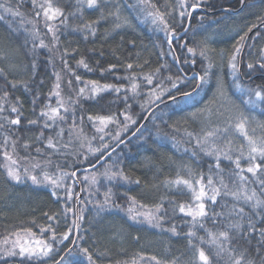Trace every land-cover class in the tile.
<instances>
[{"label":"trees","instance_id":"obj_1","mask_svg":"<svg viewBox=\"0 0 264 264\" xmlns=\"http://www.w3.org/2000/svg\"><path fill=\"white\" fill-rule=\"evenodd\" d=\"M11 2L19 5L21 17L6 15L4 20H0V69H3V72H0V103L5 106L4 115L14 117L15 114H10L8 109L19 100L22 115L21 124L14 126V131L10 133L0 131V241L5 238L15 240L14 232H19L21 242L28 245H33L36 240H49L50 234L41 232V227H47L52 223L45 213L56 215L61 213L64 207L63 190H59L62 198L57 200L56 196L52 195L53 187L47 182L33 184L31 180H22L17 183L7 177L4 165L8 161L3 155L6 147L21 168L28 167L32 170L33 164L39 162L46 165V170L50 174H59L55 168L56 164H59L63 171L77 172L88 169L78 174L76 191L79 192V185L84 188L85 191L80 195L81 199L86 201L89 200L87 195L89 191L97 187L100 191L99 194L92 195L84 210L85 218L80 229L83 239L79 243L89 248L95 264H148V258L151 256H155L161 264H192L194 258L192 244L198 245V241L193 239L190 244L186 232L195 231L196 236L204 237L205 241L208 237L203 229H194L187 223L191 220L190 217H183V214L178 212L171 215L173 203L178 206L180 203L191 202V193L187 187L172 182L176 179H189L194 182L200 174L205 176L206 181L209 166L214 160V157L201 151L194 140L189 142L188 133H193L202 140L205 131L220 129L221 131L213 138L216 146L220 149H229L228 138L223 134V129L237 114V109L228 104L229 100L238 105L239 112L244 116L257 122L258 138L264 140V106L251 108L245 105L242 102V93L237 87L264 85V73L253 70L248 74L249 70L246 67L248 62L256 63L264 56V21L259 19L264 16V0H205L208 6L192 13L189 31L183 33L177 28L181 39L174 40L173 44L181 57L180 67L189 76L201 73L208 60L197 54L195 64L183 63L184 58L190 57V54L179 45L187 41L189 47H197L204 40H208L209 47L213 50L210 53L212 71L223 81L225 95L222 97L217 94V78L213 76L194 100H185L178 96L177 103L166 99L150 115H145L141 105L147 107L149 93L158 82H162L164 87L169 86L164 78L176 72V65L167 54L169 49L164 33L151 22L150 18L142 16L128 6L135 3V0H103L99 8L92 9L83 6L78 0H49L53 7H59L65 13L67 20L63 24L61 20H64V17L46 21L41 16L37 20L34 17L37 9L32 7L31 0ZM41 2L43 0H37V4ZM153 2L161 10H164L165 6L171 9L176 7L175 0ZM115 3L120 4L123 18L128 21L118 29L113 24V17L109 15L112 9L105 6ZM96 21L99 23H95ZM85 23L92 25L95 35L83 28ZM46 24L52 26L59 36L55 47L51 44L52 34L47 31ZM253 24L259 27L253 28L243 42L242 56L238 57L241 61L239 72L235 74L238 79L234 82V74L227 57L236 46L239 35ZM185 26L188 27V24ZM35 32H38V35L34 34ZM85 36L88 38L84 39ZM40 40L48 47L40 48L38 46ZM34 42L37 44L36 48H33ZM65 47L74 52V55L68 58V63L76 75L82 78L81 82H77L72 77L71 89L65 84L68 75L61 70L60 56ZM162 52L165 54L162 55ZM79 59H84L89 68L78 66ZM163 62L170 66V71L161 67ZM128 63L133 64L132 69H127ZM113 64L116 67L109 71V66ZM157 68H160L159 73L156 72ZM56 74L61 77V94L65 98L69 95L77 98V90L85 86L89 80L98 81L100 84H116L121 88L120 92L104 90L95 94H89L86 90L82 97H78L79 103L74 105L75 127H72L70 117L63 125L64 141L68 142L71 139L75 148H69L64 152L45 149L43 144L34 139L42 129L27 123L29 119H37L40 109L48 103V95L56 81ZM147 75H153L151 86L143 81V77ZM127 77H135V82L140 85L136 94L131 92L132 81ZM13 83L16 85L14 88ZM181 87L194 92L195 82ZM5 91L8 93L6 100L3 98ZM51 103L55 106V96L52 97ZM125 112L137 121L136 124H129L126 132H121V138L125 143L119 144L120 147L112 152L105 166L99 168V173L96 168L89 172L93 162L99 163L97 157L100 153L89 152L88 149L89 147L95 149L101 143L99 137L102 134L96 131V127L100 126L99 122L89 121L87 117L111 115L120 122L122 129ZM81 116L83 120L80 119ZM138 125L143 127L133 134ZM120 129H117L116 124H109L105 128L104 139L112 143L110 130ZM43 134L44 137H48L54 135V131L43 130ZM5 136L9 137L7 146L3 145ZM78 136L80 139H77ZM13 141L16 144L15 151L11 147ZM26 141L30 142V149L23 147ZM36 147H40L42 152L48 154L51 164H47L45 157L35 152ZM229 154L237 156L234 153ZM220 162L225 170L233 167L223 156ZM241 162L244 165L246 160L242 158ZM109 166L113 169L122 168L129 179L110 184L103 176ZM35 173L39 174L40 169H35ZM91 174H97L100 181L98 185L83 181L84 175ZM136 180L140 183H135ZM108 187L112 190V201L106 208L98 210L96 204L103 201V193ZM131 197L136 199L137 205L131 204ZM227 200L231 202V197ZM113 201L118 207L113 206ZM161 201L170 212L169 218L163 222V227H154L143 216L135 215L137 212L154 211L155 205ZM129 207L133 209L131 213L128 211ZM173 223L178 234L168 230L169 225ZM66 226H68L66 221L60 216L59 223L55 225L57 231L62 232ZM206 227L212 229L213 225L209 221ZM26 228H30L35 235H28L24 231ZM67 243L65 241V244ZM256 243V240H253L252 248L248 250V255L253 259L256 258ZM203 246L206 251L212 250L214 253L211 245L205 243ZM239 246L244 247V242L241 241ZM54 256L55 254H52L47 258V264H54L52 258ZM0 264L31 262L21 256L10 257L4 254L0 255ZM72 264H87V261L82 253L76 252L72 257ZM220 264H223L222 260Z\"/></svg>","mask_w":264,"mask_h":264},{"label":"snow or ice","instance_id":"obj_2","mask_svg":"<svg viewBox=\"0 0 264 264\" xmlns=\"http://www.w3.org/2000/svg\"><path fill=\"white\" fill-rule=\"evenodd\" d=\"M80 4L87 7L88 9L99 8L103 0H78ZM32 7L36 8L34 17L38 20L41 16L46 21L55 20L58 17H64L61 20L63 24L67 17L65 13L59 7H53L49 0H43V2L37 4V0H31ZM175 9L168 8L165 6L164 10L157 7V4L153 0H135V3L128 5L129 7L135 9L142 16L150 18L151 22L159 28L161 32L164 33L166 38V43L169 49L168 55L171 56L172 61L176 65V72L171 75H167L166 79L168 87H164L162 82H158L156 86L150 91L148 96L147 107L141 105L144 110L145 115H150L155 108L159 107L165 102L166 99H171L179 103L178 96L189 100L195 99L196 95H199V91L203 89L204 85L208 84L213 76H216L217 83V94L219 96H224V85L223 81L220 79L219 75L212 71L213 64L211 61L210 53L213 51L209 47V41L204 40L197 47H189L187 41H184L179 45L180 48L185 49L190 57H185L182 61L183 63L195 64V57L199 54L200 57L208 60V64L201 73H195L189 76L187 72L180 67L181 57L177 54L176 46H174V40H180L181 37L177 32V28L181 32L187 33L189 31L191 15L196 12L197 9L201 7H207L205 0H175ZM111 8L112 11L109 13L113 17V24L115 28H120L123 24L128 21L123 18V14L120 11V4H107L105 5ZM7 16L21 17V12L19 10V5L14 4L11 0H4L0 2V20H4ZM167 17V18H166ZM203 19V17H201ZM261 21H264V16L259 17ZM95 23H99L96 21ZM188 24V27L185 26ZM47 31L51 33V44L55 47L56 42L59 40L56 30L52 26L45 25ZM259 27L257 24H253L243 31V34L239 35V39L236 42V46L232 49L231 53L228 55L227 60L229 66L232 70L234 82L238 79L235 75L239 72V65L241 61L238 57L242 56V49L244 48V43L248 38V33L252 32V29ZM83 28L87 30L90 34L95 35L92 25L85 23ZM34 34L38 35V32ZM88 37L85 36L84 39ZM40 48H47L48 45L40 40L38 45ZM37 44L33 43V48H36ZM199 49V52H198ZM164 55L165 53H161ZM74 52L70 51L69 48L65 47L61 51L60 61L61 70L66 72L68 79L65 81L66 86L71 89L73 80L75 78L77 82H81L82 78L76 75L74 69L69 65L68 58L73 56ZM78 66H83L84 68H89V65L84 59H79ZM116 65H110L109 71L114 69ZM161 67H164L166 71H170V66L163 62ZM249 73L256 70L264 73V56H261L256 63L248 62L246 65ZM133 64L128 63L127 69H132ZM91 70V69H89ZM103 69L101 73L103 74ZM3 72V69H0ZM156 72H160V68L156 69ZM131 79L130 90L133 94L137 93L140 85L135 82V77H127ZM143 81L146 85H153V75H147L143 77ZM195 82V91H188L186 88L181 87L182 85H191ZM41 84L43 81L40 82ZM90 85V87H88ZM12 87H16L15 83ZM239 91L242 93V102L251 108L264 106V85L258 87H240ZM86 90L89 94L99 93L104 90H113L120 92L121 88L116 84L104 83L100 84L98 81L89 80L86 82L85 86L80 87L77 90L76 97L73 98L69 95L67 98L61 94V77L56 74V81L49 92L48 103L44 105L39 111V117L37 119H29L27 123L29 125L38 126L42 130L39 132L34 139L44 145L45 149H50L53 152H64L69 148H75L72 140L69 139L68 142L64 141L65 127L63 126L67 119L71 118L72 127L76 125L75 119V108L74 105L79 103L78 97H82ZM142 94V93H141ZM8 93L4 92V99L6 100ZM56 97L55 106L52 105V97ZM247 99H243V97ZM125 99H127V89L125 90ZM35 103V102H34ZM228 104L237 109V115L234 118V122L231 125L247 139V156H244L243 148L241 146L240 154L233 156L229 154L228 151L222 150L216 146L214 137L221 131L220 129H211L203 133V138L193 133H188L190 141H195V144L200 148L201 151L205 152L206 155L214 157L212 164L209 166V171L207 179L205 181V176L203 174L199 175L198 179L191 181L189 179H176L175 185H185L189 192L191 193L190 203H180L178 206L173 203L171 207V215L183 214V217H190L191 220L187 221L192 225L194 229H203L208 237L205 241L204 237H197L196 232L189 230L186 235L189 237V243L192 244L193 239L198 241L197 244H192L194 258L192 264H220V260L223 264H264V140L257 141L251 136H248L245 132V124L248 121V117L244 116L242 112H239L238 105L234 101L229 100ZM19 100L16 103L11 104L8 109L10 114H15V116L4 115L6 109L4 104L0 103V131L12 132L14 131V126H19L21 124V109ZM35 111V107L33 109ZM83 120V117H80ZM89 121L95 120L99 122L96 131L101 133L99 140L101 143L95 148L89 147V152L100 153L97 157L99 162V167L97 162H93L89 168H96L97 173H99V168H103L111 156L112 152L116 151V147L125 141L121 138V132H126L128 130L129 124H136L137 121L132 115L125 112L123 114V128L120 129V122H118L115 117L111 115H97L95 117L89 115L87 117ZM109 124H116L117 129L111 131V141H106L104 139L105 128ZM143 125H138L136 129L133 130V134L139 131ZM43 130L54 131V135H49L44 137ZM228 127L223 129V132H228ZM69 131V136L72 135L71 129ZM77 139H80L78 136ZM3 145H9V137L5 136ZM83 146V145H81ZM11 147L15 151V141L12 142ZM25 149H30V142H25L23 144ZM35 152L38 155L45 157L47 164H51L52 161L47 153L42 152L40 147L35 148ZM195 154V153H194ZM4 158L8 161L4 165L6 169V174L9 179L20 183L22 180H31L33 184H47L53 187L52 195L56 196L57 200L62 197L59 190H63L64 207L61 213L56 215H49L45 213L49 223L47 227H41V232H48L50 234V239L36 240L33 245H28L21 242V236L19 232H14L16 236L15 240H9L5 238L0 241V255L6 254L10 257L21 256L26 260L31 262V264H47V258L52 254H55L54 264H72V257L76 252H80L86 258L87 264H95L93 260V254L89 251V248L83 247L79 241L83 239L81 234V225L84 220V210L87 204L90 202L92 195L99 194V188L93 189L87 193L89 200L81 199L80 193L84 192L85 189L81 188L80 192L76 191L77 187V172L75 170L63 171L59 164L55 165L59 174L52 173L46 170V165H42L37 162L32 166V170L28 167L21 168L18 165V161L9 154L7 148L3 153ZM221 156L225 160L229 161L233 167L229 170H225L221 167ZM86 159V157H84ZM242 158L246 160V163L242 165ZM35 169H40V173H35ZM250 174V176L248 175ZM103 176L110 182V184L117 182L119 180L127 181L129 178L124 174L123 169L116 167L113 169L111 166L103 173ZM84 182H89L92 185H98L100 181L97 178V174L84 175ZM135 183L139 184L140 181L136 180ZM112 190L108 187L103 193V201L97 202V209H104L109 202L112 201ZM231 197V202L227 200ZM218 198L220 202L218 203ZM132 205H137L138 202L134 197L130 198ZM115 205L114 201L112 202ZM144 207L143 205H139ZM217 208L220 210L218 211ZM131 213L133 209L128 208ZM135 215L143 216L148 223L152 224L154 227H163V222L169 218V209L165 208L164 203L155 205V209L152 212L142 213L137 212ZM63 216L66 224L68 226L62 232H58L55 227L59 223V217ZM135 219V216H133ZM213 225L212 229L206 227L208 222ZM172 233L178 234L176 232V225L170 224L169 229ZM28 235L34 236L30 228L24 230ZM72 237H75L73 239ZM256 240L255 253L256 258L253 259L248 255V250L252 248V241ZM65 241L68 243L65 244ZM244 242V247L239 246L240 242ZM205 243L212 246V250L206 251L203 246ZM7 245V247H5ZM58 245H63V247H57ZM70 245V246H69ZM18 249V250H17ZM219 258V259H217ZM161 264L155 256L148 258V264Z\"/></svg>","mask_w":264,"mask_h":264},{"label":"rangeland","instance_id":"obj_3","mask_svg":"<svg viewBox=\"0 0 264 264\" xmlns=\"http://www.w3.org/2000/svg\"><path fill=\"white\" fill-rule=\"evenodd\" d=\"M237 115V114H236ZM235 115V116H236ZM232 118V122L227 126L228 132H223L228 138V150L222 149L225 151H228L229 153H234L236 155L240 154L241 146L243 148L244 156L247 154V139L243 134H241L238 130H236L231 125L234 122V118ZM258 124L256 121H253L251 119H248L247 123L245 124V132H247L248 136H251L253 139L257 140L258 142L261 141L258 138ZM81 196V195H80Z\"/></svg>","mask_w":264,"mask_h":264},{"label":"water","instance_id":"obj_4","mask_svg":"<svg viewBox=\"0 0 264 264\" xmlns=\"http://www.w3.org/2000/svg\"><path fill=\"white\" fill-rule=\"evenodd\" d=\"M198 10V9H197ZM181 37V36H180ZM120 147V145L116 148V150L118 149ZM98 164V166H99V163H97ZM91 169H93V168H91ZM86 171H88V169H82V170H79V171H77V176H78V174L79 173H81V172H86ZM80 189H81V186L79 185V192H80Z\"/></svg>","mask_w":264,"mask_h":264}]
</instances>
